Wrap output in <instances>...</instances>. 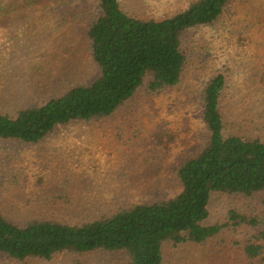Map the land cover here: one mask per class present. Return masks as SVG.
Listing matches in <instances>:
<instances>
[{
  "label": "trees",
  "instance_id": "trees-1",
  "mask_svg": "<svg viewBox=\"0 0 264 264\" xmlns=\"http://www.w3.org/2000/svg\"><path fill=\"white\" fill-rule=\"evenodd\" d=\"M238 1L189 0L175 14L159 19L130 12L121 0L86 1L88 8L53 7V27H83L97 75L86 84L0 113V143L36 145L58 128L106 119L139 91L152 97L172 95L190 67L188 36L224 25ZM246 2L243 11L250 16L252 0ZM42 5L43 0H0V26L28 17ZM245 32L246 27L237 34L228 25L222 29V67L206 75L199 93L208 137L179 165L175 195L134 202L87 222L36 215L17 222L9 215L17 216L23 208L6 213L2 197L16 186L12 178L0 180V264H56L59 258L62 264H97V253L112 264H170L180 255L200 258L207 253L212 264H232L228 254L238 248V242L226 246L232 235L246 239L240 243L245 244L247 264H264V69L254 65L256 85L244 81L246 93L231 76L240 67ZM32 69V77L41 75L49 83L44 66ZM251 99L256 110L239 113L238 103L248 101L245 107L251 109ZM2 160L0 156V164ZM214 195L229 198L234 207L224 219L208 223ZM244 199L253 202L252 212L242 210Z\"/></svg>",
  "mask_w": 264,
  "mask_h": 264
},
{
  "label": "rangeland",
  "instance_id": "rangeland-1",
  "mask_svg": "<svg viewBox=\"0 0 264 264\" xmlns=\"http://www.w3.org/2000/svg\"><path fill=\"white\" fill-rule=\"evenodd\" d=\"M86 1L91 0H43V5L28 17H17L0 26V113L86 84L97 75L83 27L60 30L52 25L53 7L85 6ZM187 1L121 0L130 12L158 19L175 14ZM246 4V0H240L233 5L234 15H227L224 25L188 36L193 48L190 67L172 95L152 97L139 91L106 119L58 128L36 145L0 143V180L9 182L12 178L16 186L2 195L5 212L23 208L17 216L9 215L17 222L29 220L30 215L87 222L134 202L175 195L179 191V165L208 137L200 115L199 93L206 75L222 67L220 36L226 25L236 34L237 29L247 28L237 59L240 67L231 75L235 85L241 88L248 80L255 84L252 75L257 71L252 72V68L264 69V0H252L250 16L243 11ZM35 65L46 68L47 85L41 75L32 77ZM254 90H250L253 96ZM241 101L236 108L239 113L256 110L252 99L251 109L245 107L248 101ZM241 204L244 211L254 210L253 202L244 199ZM231 207L232 200L214 195L208 223L224 219ZM243 239L241 235L227 239L228 248L238 242V248L228 254L234 258L232 264H247L249 260L242 251ZM207 255H180L182 259H173L170 264H212L214 258ZM95 258L97 264H112L106 255L97 253ZM55 263L65 262L59 258Z\"/></svg>",
  "mask_w": 264,
  "mask_h": 264
}]
</instances>
